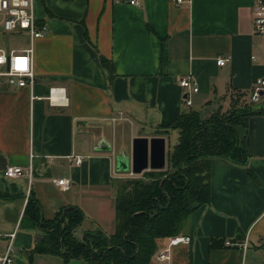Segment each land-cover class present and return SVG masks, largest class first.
Listing matches in <instances>:
<instances>
[{"label": "crops", "instance_id": "1", "mask_svg": "<svg viewBox=\"0 0 264 264\" xmlns=\"http://www.w3.org/2000/svg\"><path fill=\"white\" fill-rule=\"evenodd\" d=\"M253 7L254 0H39L36 14L48 32L35 41L34 87H15L0 76V155L10 165L32 163V196L43 216L75 204L85 212L76 229L81 239L95 230L110 234L115 184L168 165L180 134H158L161 125L190 108L204 117L250 104L264 109V97L251 101L252 87L264 75V41L254 31ZM27 45L0 42L7 49ZM101 54L114 66L113 79ZM221 56L228 58L224 65L217 63ZM189 74L198 91L180 85ZM50 87L63 89L67 100L50 102ZM237 128L255 178L246 166L214 157L211 200L192 212L183 229L191 242L173 246L168 263L159 254L169 237L158 238L149 264H264V113ZM73 155L83 156L82 162ZM59 177L72 179L70 189L53 181ZM28 184L26 177L0 181L1 235L22 218ZM214 238L222 243L212 247ZM226 240H247L249 247L244 252ZM15 261L31 264L19 252Z\"/></svg>", "mask_w": 264, "mask_h": 264}, {"label": "trees", "instance_id": "2", "mask_svg": "<svg viewBox=\"0 0 264 264\" xmlns=\"http://www.w3.org/2000/svg\"><path fill=\"white\" fill-rule=\"evenodd\" d=\"M100 59L113 79L112 62L102 54ZM257 113H264V109H254L251 104L215 111L208 117L190 108L169 124L161 125L158 134L172 129L180 134L168 153V165L115 184V225L110 234L95 230L78 239L75 230L85 219L83 209L67 204L53 217H44L32 191L20 227L39 229L42 238L34 251L61 257L65 264L73 259L83 260L84 264H149L158 249V238L183 234L192 212L210 202L214 157L246 166L255 178L248 167L249 151L237 126H247L248 118ZM221 243L222 239L214 238L211 246Z\"/></svg>", "mask_w": 264, "mask_h": 264}, {"label": "built area", "instance_id": "3", "mask_svg": "<svg viewBox=\"0 0 264 264\" xmlns=\"http://www.w3.org/2000/svg\"><path fill=\"white\" fill-rule=\"evenodd\" d=\"M39 0H0V20L6 32H23L28 36V45L24 48L7 49L0 47V76L6 78L7 82L15 87H34L37 79L35 66V41L48 32V26L40 23L36 14V6ZM116 3H128L139 5L141 0H112ZM182 4L191 0H175ZM254 31L261 36L264 41V0H254L252 11ZM227 57H218L217 63L224 65ZM180 85L188 91H198L199 86L192 75H185L179 78ZM264 97V75L260 76L254 83L251 91V101L256 103ZM47 98L52 103L62 104L67 98L65 92L60 87H50ZM186 104L190 105L192 100L186 96ZM34 155L31 154V157ZM77 164L81 163L83 156L73 155ZM4 176L8 179L26 177L28 179V192L25 198V205L32 190L33 165H10L7 164L3 170ZM53 181L63 190H68L72 186V179L69 177L54 178ZM21 217L16 223L13 231L0 234L6 238L7 244L0 251V264H12L15 253V240L20 228ZM191 236L179 234L168 238L167 244L159 254L162 261L170 262L172 259V248L180 243H190ZM226 245L236 246L244 252L248 249V241L226 240ZM241 264H252L243 259Z\"/></svg>", "mask_w": 264, "mask_h": 264}, {"label": "rangeland", "instance_id": "4", "mask_svg": "<svg viewBox=\"0 0 264 264\" xmlns=\"http://www.w3.org/2000/svg\"><path fill=\"white\" fill-rule=\"evenodd\" d=\"M2 22L0 20V37L2 40L0 42L4 43L7 46L15 47L19 46L23 43H29L28 38H26L24 35L19 34H10L9 36H5L2 28ZM3 171H0V181L3 179ZM7 198L14 199L15 194H7ZM21 216V215H20ZM19 216V217H20ZM18 219V218H17ZM14 226V225H13ZM42 233L40 230L37 229H24L19 228L18 231V237L16 240V243L18 244L16 246L15 244V253H14V261L12 264H16L15 257L18 258V252L24 254L28 260H30L31 264H65L63 259H61L58 256L52 255V254H43L38 253L34 251L35 249V241L37 236H41ZM27 236V237H26ZM76 236L78 239H81L83 235H81L80 230H76ZM20 237H26V241H22L23 243H20ZM31 239V242H30ZM7 244V242L0 237V251L1 249ZM16 254V255H15ZM33 255V256H32ZM32 257V258H30ZM69 264H84L83 260L80 259H73L70 261Z\"/></svg>", "mask_w": 264, "mask_h": 264}, {"label": "water", "instance_id": "5", "mask_svg": "<svg viewBox=\"0 0 264 264\" xmlns=\"http://www.w3.org/2000/svg\"><path fill=\"white\" fill-rule=\"evenodd\" d=\"M8 161L7 159L3 156L0 155V170H4L5 167L7 166ZM42 238V236H37L36 239L39 241Z\"/></svg>", "mask_w": 264, "mask_h": 264}]
</instances>
